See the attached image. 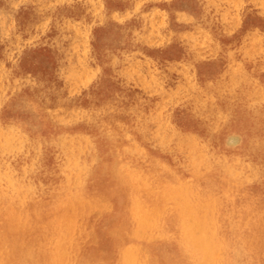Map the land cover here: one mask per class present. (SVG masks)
I'll list each match as a JSON object with an SVG mask.
<instances>
[{
  "label": "rangeland",
  "instance_id": "374dc122",
  "mask_svg": "<svg viewBox=\"0 0 264 264\" xmlns=\"http://www.w3.org/2000/svg\"><path fill=\"white\" fill-rule=\"evenodd\" d=\"M86 261L264 264V0H0V264Z\"/></svg>",
  "mask_w": 264,
  "mask_h": 264
},
{
  "label": "bare ground",
  "instance_id": "6f19581e",
  "mask_svg": "<svg viewBox=\"0 0 264 264\" xmlns=\"http://www.w3.org/2000/svg\"><path fill=\"white\" fill-rule=\"evenodd\" d=\"M127 138H128V137H127ZM209 173H210V172H209ZM139 175H140V174H139ZM211 175H212V174H211ZM137 176H138V175H137ZM215 177H216V176H215ZM202 179H203V178H202ZM193 180H194V179H193ZM218 180H219V179H218ZM191 181H192V180H191ZM193 182H194V181H193ZM193 182H192V183H193ZM219 182H220V181H219ZM188 184H189V183H188ZM220 184H221V183H220ZM196 187H197V186H196ZM204 187H205V186H204ZM174 189H175V188H174ZM182 189H183V187H182ZM184 189H185V188H184ZM171 190H172V189H171ZM218 190H219V189H218ZM197 193H198V192H197ZM217 193H218V191H217ZM217 193H216V194H217ZM163 195H164V194H163ZM172 195H173V194H172ZM174 195H175V194H174ZM199 195H200V194H199ZM205 195H206V194H205ZM227 195H228V194H227ZM190 196H191V195H190ZM190 196H188V197L190 198ZM195 197H196V196H195ZM206 197H207V196H206ZM155 198H156V197H155ZM168 198H170V197L168 196ZM173 198H174V197H173ZM173 198H172V199H173ZM176 198H178V197H176ZM227 198H228V197H227ZM164 199L166 200V198H164ZM193 199H194V198H193ZM135 200H136V198H135ZM230 200H231V199H230ZM131 201H132V200H131ZM185 201H186V200H185ZM228 201H229V200H228ZM175 202H176V201H175ZM179 202H180V201H179ZM191 202H192V201H191ZM224 203H225V202H224ZM230 203H231V202H230ZM230 203H229V204H230ZM136 204H137V203H136ZM162 204H163V203H162ZM186 204H187V203H186ZM193 204H194V203H193ZM173 205H174V203H173ZM178 205H180V204H178ZM236 205H237V204H236ZM163 206H164V205H163ZM183 206H184V204H183ZM186 206H187V205H186ZM196 206H197V205H196ZM205 206H206V205H205ZM134 207H135V206H134ZM136 207H137V206H136ZM178 207H179V206H178ZM181 207H182V206H181ZM194 207H195V206H194ZM206 207H207V206H206ZM224 207H225V206H224ZM229 207H230V206H229ZM151 208H152V207H151ZM179 209H180V208H179ZM186 209H187V208H186ZM196 210H197V209H196ZM229 210H230V209H229ZM145 211H146V210H145ZM192 211H193V210H192ZM136 212H137V211H136ZM138 212H139V209H138ZM198 212H199V211H198ZM132 213H133V212H132ZM148 213H149V212H148ZM148 213H147V215H148ZM161 213H163V212H161ZM189 213H190V212H189ZM191 213H192V212H191ZM195 213H197V212H195ZM199 213H200V212H199ZM227 213H228V212H227ZM230 213H231V212H230ZM145 214H146V212L144 213V215H145ZM181 214H182V213H181ZM232 214H233V213H232ZM167 215H168V214H167ZM193 215H194V214H193ZM223 215H224V214H223ZM226 215H227V214H226ZM194 216H195V215H194ZM221 216H222V215H221ZM137 217H138V216H137ZM145 217H146V216H145ZM158 217H159V216H158ZM158 217H157V219H158ZM163 217H164V216H163ZM184 217H185V216H184ZM224 217H225V216H224ZM147 218H148V217H147ZM197 218H198V217H197ZM232 218H234V217H232ZM107 219H108V218H107ZM141 219H142V218H141ZM135 220H138V218L135 219ZM145 220H146V219H145ZM140 221H141V220H140ZM144 222H145V221H144ZM148 222H149V221H148ZM155 222H156V221H155ZM175 222H176V221H175ZM215 222H216V221H215ZM221 222H222V221H221ZM221 222H220V223H221ZM106 223H107V222H106ZM166 223H167V222H166ZM199 223H200V222H199ZM211 223H212V222H211ZM220 223H219V224H220ZM234 223H235V222H234ZM144 224H145V223H144ZM144 224H143V225H144ZM168 224H169V223H168ZM103 225H104V224H103ZM106 225H107V224H106ZM137 225H138V224H137ZM165 225H166V224H165ZM201 225H202V224H201ZM232 225H233V224H232ZM158 226H159V225H158ZM168 226H169V225H168ZM224 226H225V225H223V228H224ZM182 227H183V226H182ZM199 227H200V226H199ZM204 227H205V226H204ZM211 227H212V226H211ZM211 227H210V228H211ZM213 227H214V226H213ZM228 227L230 228L231 225L228 226ZM202 228H203V227H202ZM205 228H206V227H205ZM220 228H221V227H220ZM96 229L98 230V228H96ZM214 230H215V229H213V232H214ZM226 230H227V229H226ZM99 231H100V230H99ZM99 231H98V232H99ZM138 231H139V230H138ZM209 231H210V230H209ZM232 231H233V230H232ZM66 232H67V231H66ZM98 232H97V233H98ZM139 232H140V231H139ZM167 232H168V231H167ZM203 232H204V231H203ZM211 232H212V231H211ZM137 233H138V232H137ZM186 233H187V230H186ZM186 233H185V234H186ZM206 233H207V232H206ZM239 233H240V232H239ZM99 234H100V233H99ZM157 234H158V233H157ZM183 234H184V233H183ZM225 234H226V233H225ZM227 235H228V234H227ZM97 236H98V234H97ZM215 236H216V235H215ZM185 237H186V236H185ZM213 238H214V237H213ZM226 238H227V237H226ZM200 239H201V238H200ZM190 240H191V239H190ZM225 240H226V239H225ZM235 240H236V239H235ZM165 241H166V240H165ZM162 242H163V241H162ZM186 242H187V241H186ZM213 243H214V242H213ZM160 244H161V243H160ZM187 244H188V243H187ZM202 244H203V241H202ZM228 244H229V243H228ZM228 244H227V245H228ZM236 244H237V243H236ZM239 244H240V243H239ZM190 245H191V244H190ZM204 245H205V243H204ZM210 245H211V243H210ZM210 245H209V247H211ZM213 245H214V247H215V244H213ZM240 245H241V244H240ZM184 246H185V245H184ZM217 246H218V245H217ZM202 247H203V246H202ZM202 247H201V248H202ZM209 247H208V248H209ZM214 247H213V249H214ZM219 247H220V246H219ZM227 247H228V246H227ZM185 248H186V247H185ZM226 249H228V248H226ZM207 250H208V249H207ZM216 250H217V249H216ZM214 251H215V250H214ZM244 251H245V250H244ZM190 252H191V251H190ZM212 252H213V251H212ZM154 253H155V252H154ZM156 253H158V252H156ZM207 253H209V251H208ZM174 254H175V253H174ZM198 255H199V253H198ZM248 255H249V254H248ZM193 256H194V255H193ZM215 256H216V255H215ZM246 256H247V253H246ZM246 256H245V257H246ZM170 257H171V256H170ZM159 258H160V257H159ZM199 258H200V257H199ZM217 258H218V257H217ZM229 258H230V257H229ZM250 258H251V257H250ZM82 259H83V258H82ZM171 259H172V258H171ZM171 259H169V260H171ZM210 259H212V258H210ZM248 259H249V258H248ZM88 260H89V259H88ZM127 260H128V258H127ZM246 260H247V259H246ZM78 261H79V260H78ZM163 261H164V260H163ZM163 261H162V263H163ZM83 262H84V261H83ZM86 262H87V261H86ZM197 262H198V261H197ZM197 262H196V263H197ZM218 262H219V261H218ZM220 262H221V261H220ZM96 263H97V262H96ZM102 263H103V262H102ZM167 263H168V262H167ZM228 263H229V262H228ZM77 264H78V263H77ZM87 264H88V262H87ZM127 264H128V263H127ZM163 264H164V263H163ZM197 264H198V263H197ZM218 264H220V263H218Z\"/></svg>",
  "mask_w": 264,
  "mask_h": 264
}]
</instances>
